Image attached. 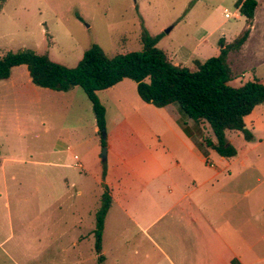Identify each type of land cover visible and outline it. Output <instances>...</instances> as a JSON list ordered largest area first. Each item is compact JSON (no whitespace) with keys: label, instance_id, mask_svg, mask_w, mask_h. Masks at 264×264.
<instances>
[{"label":"rangeland","instance_id":"obj_1","mask_svg":"<svg viewBox=\"0 0 264 264\" xmlns=\"http://www.w3.org/2000/svg\"><path fill=\"white\" fill-rule=\"evenodd\" d=\"M235 1L5 0L0 9V58L8 51L31 49L73 67L91 43L108 56L140 50L142 28L161 34L157 47L168 54L186 52L200 30L209 34L207 44L216 46L213 39L219 32L241 21ZM224 10L231 15L225 17ZM254 15L251 41L256 44L264 32V0H257ZM248 56L229 53L236 75L230 84L264 78L261 63ZM124 81L127 99L120 109L107 90L98 94L107 108L108 128L121 118L154 117L152 106L142 108L134 101L135 82ZM263 110L264 104L254 111L264 122ZM254 123L256 133L264 134L258 121ZM199 128L200 140L211 133L207 123H199ZM67 133L66 150L58 139L66 143ZM235 133L227 130L225 135L240 147L243 136ZM102 148L91 102L79 86L69 92L36 86L25 65L13 67L10 78L0 80V264L96 263L88 231L100 204V186L86 176L73 177L76 186L66 187L62 178L84 173L82 167L72 166L73 155L91 168L97 162L102 167ZM60 162L68 168L57 166ZM77 189L81 195H76ZM80 219V229L73 228ZM82 235L72 248L71 240Z\"/></svg>","mask_w":264,"mask_h":264},{"label":"crops","instance_id":"obj_2","mask_svg":"<svg viewBox=\"0 0 264 264\" xmlns=\"http://www.w3.org/2000/svg\"><path fill=\"white\" fill-rule=\"evenodd\" d=\"M239 17L237 25L226 27L213 39L216 46L207 44L209 34L200 30L197 41L186 52L178 49L166 55L173 64L194 69V59L219 53L220 38L228 43L241 32L245 18ZM254 28L253 18L249 36L236 52L256 58L264 70V32L254 44ZM125 79L102 89L118 109L127 99L122 87ZM100 91H96L98 98ZM133 99L139 107L152 106L154 117L121 118L111 121L108 128L107 108L99 98L105 106L106 122L104 179L99 162L91 168L75 159L76 155L72 166L82 167L84 173L62 178L66 187H75L73 177L80 180L91 176L100 186L99 200L102 184L108 188L112 203L101 237L103 264H264V150H260L264 148V134L256 133L254 123L257 120L264 132V122L254 111L264 103L244 118L253 139L243 138L236 147L233 139L226 137L236 154L223 157L197 145L199 124L183 117L172 103L158 108L139 96L133 95ZM69 141L68 133L66 143L58 139L66 150ZM56 165L66 166L61 162ZM75 193L81 195L82 190ZM95 212L88 231L92 243ZM80 227L81 219L73 224L75 229ZM83 239V235L73 238L71 247Z\"/></svg>","mask_w":264,"mask_h":264},{"label":"trees","instance_id":"obj_3","mask_svg":"<svg viewBox=\"0 0 264 264\" xmlns=\"http://www.w3.org/2000/svg\"><path fill=\"white\" fill-rule=\"evenodd\" d=\"M5 0H0V9ZM257 0H236L235 7L245 18V27L231 41L218 40L219 53L204 60L194 59V69L175 65L166 53L157 47L161 34L151 35L145 28L140 33L141 49L108 56L97 43H91L75 66L67 67L51 60L46 54L31 49L8 51L0 58V80L10 76L11 69L25 65L30 80L36 86L68 91L79 86L89 101L100 136V145L106 146L105 107L96 91L106 89L124 78L135 82L139 98L154 107L176 103L187 119L207 123L212 137H203L197 145L214 150L223 157L236 154L225 131H239L245 140H252V132L244 118L259 104L264 103V78L254 77L239 86L229 82L236 77L228 55L240 50L247 40L255 14ZM185 133L188 130L184 128ZM106 161H102V179ZM100 205L94 214L93 250L96 264H103L101 237L106 213L112 203L108 188L102 184Z\"/></svg>","mask_w":264,"mask_h":264},{"label":"water","instance_id":"obj_4","mask_svg":"<svg viewBox=\"0 0 264 264\" xmlns=\"http://www.w3.org/2000/svg\"><path fill=\"white\" fill-rule=\"evenodd\" d=\"M101 132H102L103 136L106 135L105 129H102ZM106 156H107V147L106 146H103L102 153H101V159H102V161L106 160Z\"/></svg>","mask_w":264,"mask_h":264},{"label":"built area","instance_id":"obj_5","mask_svg":"<svg viewBox=\"0 0 264 264\" xmlns=\"http://www.w3.org/2000/svg\"><path fill=\"white\" fill-rule=\"evenodd\" d=\"M231 15V13H229V11L224 10V16L225 17H229ZM75 159H77V156H74Z\"/></svg>","mask_w":264,"mask_h":264}]
</instances>
